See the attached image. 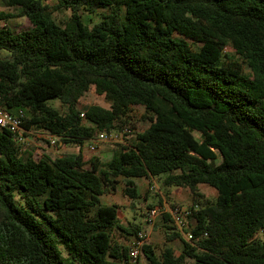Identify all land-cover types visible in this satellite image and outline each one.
<instances>
[{
  "label": "trees",
  "instance_id": "1",
  "mask_svg": "<svg viewBox=\"0 0 264 264\" xmlns=\"http://www.w3.org/2000/svg\"><path fill=\"white\" fill-rule=\"evenodd\" d=\"M1 1L0 107L79 150L39 157L0 127V264H130L119 206L101 197L123 181L136 199L150 176L189 190L198 209L192 241L167 214L181 252L146 244L149 264H264V0ZM84 11L101 20L88 25ZM18 16L31 26L16 31ZM91 90L110 106L81 110ZM137 107L146 129L108 161L84 156Z\"/></svg>",
  "mask_w": 264,
  "mask_h": 264
},
{
  "label": "rangeland",
  "instance_id": "2",
  "mask_svg": "<svg viewBox=\"0 0 264 264\" xmlns=\"http://www.w3.org/2000/svg\"><path fill=\"white\" fill-rule=\"evenodd\" d=\"M0 9H4L2 1L0 0ZM17 14V10H14ZM101 13L99 12L97 14H91L87 11L83 12V20L85 23L88 25L92 26L94 23L98 22L101 20ZM54 19L61 25H64L65 22L70 18L71 16V11L62 9V10H57L53 12ZM9 25L13 27L16 31L28 28L31 26V23L26 17L18 16L10 20ZM245 70L248 72V68L246 67ZM91 104H99L102 105L106 108H108L110 105L104 98V96L97 94L95 91L91 90L90 92L86 93L84 98L82 99L81 103L79 104V108L81 110H84L87 106ZM52 105L57 107L61 112L65 111L66 107H63L59 101H53ZM144 114V108L137 107L133 109V115L134 117H137L139 123V128L142 130L146 129L149 126V123L144 121L142 119V115ZM197 137H200L198 133H195ZM28 138V143L23 145V148H33L35 149V153L37 156H41L43 154H48L52 157H57L65 154H70L74 153L77 151L74 145H61V146H51L48 142L47 134L43 132L39 128H35L32 130V133L26 134ZM132 140V139H130ZM129 140V141H130ZM115 146V145H114ZM113 145L111 144H101V147L99 146V149L95 153H86V158H91V157H99L102 161H108L111 159L112 154H113ZM221 160H218L220 162ZM155 179H140L138 180V193L139 197L136 199H132L131 197L127 196L124 188V182L122 181L119 187V192L115 195L112 194H106L103 198V203L111 205V204H118L121 206V209L125 212H127L128 217L130 221H133L135 224H139L141 226V230L144 231L146 234H148V229L151 227L153 231L151 232L153 235H155V239H153V246L156 248L158 252L161 251L162 248H164L167 244L168 241L166 240V237L164 236L162 228H160V222L162 221L163 218L159 216L153 225H150L146 223L145 221V216L146 212L150 209V205L152 207L156 206H161L159 201L163 202L162 196L163 194L167 196L166 192L169 193L168 189L163 186V181H164V176H155ZM200 190L210 199V200H215L217 198V192L214 188L202 184L200 185ZM176 188L171 187L170 189ZM179 192L182 195V192L184 190H180ZM159 194V195H158ZM179 203L176 201L172 204H169V207H174L177 205L180 206H185L188 205V203L184 202L183 200H179ZM135 207L136 208V215L132 214L130 211V208ZM132 215V216H131ZM135 216V218H134ZM121 217L124 220V215L121 213ZM170 223V222H169ZM264 233V232H263ZM136 236H133V239ZM132 239V240H133ZM131 240V241H132ZM130 241V242H131ZM128 243V245L130 244ZM172 246L175 247L176 249H179L181 246L180 242H173ZM142 257L140 258L139 264H141Z\"/></svg>",
  "mask_w": 264,
  "mask_h": 264
},
{
  "label": "built area",
  "instance_id": "3",
  "mask_svg": "<svg viewBox=\"0 0 264 264\" xmlns=\"http://www.w3.org/2000/svg\"><path fill=\"white\" fill-rule=\"evenodd\" d=\"M144 108V107H141ZM145 112V109H144ZM125 124L117 127V130H109L100 132L96 138L87 142V148L91 152H96L101 143H108L111 145L128 144L130 139H133L139 134L142 129L139 128L137 117L131 115ZM81 117L85 118V112H81ZM24 112L19 110L17 113H11L3 107H0V127L8 129L15 139V141L23 146L28 143L27 130L22 126ZM48 142L51 146H61L60 136L47 134ZM198 209V204H191L190 206H174L168 210L171 217V222L176 231H178L187 241L193 240V234L189 228V218ZM165 212L161 206L152 207L146 212V223L153 225L155 220ZM147 244V234L140 230L136 237L130 242L129 246V262L130 264H139L140 258L143 255V247Z\"/></svg>",
  "mask_w": 264,
  "mask_h": 264
},
{
  "label": "crops",
  "instance_id": "4",
  "mask_svg": "<svg viewBox=\"0 0 264 264\" xmlns=\"http://www.w3.org/2000/svg\"><path fill=\"white\" fill-rule=\"evenodd\" d=\"M32 130L33 129H31V130H27V134H29V133H32ZM43 131V130H42ZM44 132V131H43ZM47 134V133H46ZM101 144H107V143H101ZM101 144L99 145L100 147H101ZM75 148L77 149V151L79 150L76 146H75ZM98 149H99V147H98ZM76 151V152H77ZM98 151V150H97ZM96 151V152H97ZM86 153H91V151L87 148V146H84V148H83V154H84V156L86 157ZM92 153H95V152H92ZM144 178H147V179H149V180H151V179H155L154 177H152V176H150V177H141V178H138V179H136V181H137V183H138V180H140V179H144ZM202 185V184H201ZM119 187H120V185H119ZM119 187H118V191L117 192H115V193H105L104 195H102V197H101V199H102V202H103V198H104V196L106 195V194H112V195H115V194H117L118 192H119ZM201 187V186H200ZM171 188V187H170ZM170 188H167L168 189V191H169V195L168 196H165L164 194H163V196H162V199H163V202L161 201V199H160V201H159V203H160V205H161V207L162 208H164L165 209V212L164 213H162V215H160L162 218H163V220L162 221H159L160 223V228H162L161 230H163V232H164V236L166 237V240L168 241V244L165 246V247H172L174 250H175V252L177 253V254H179L180 252H181V246H182V244H181V246L179 247V249H176L175 247H173L172 246V243L173 242H180L181 243V241L177 238V239H174V240H168L167 239V229L168 228H166V226H170V223H169V221H168V219H169V216H167V214H168V210L170 209V207H169V204H172L173 203V201L175 202H177V203H179L178 201L180 200H183L184 202H186V203H188V205H185V206H190L191 204H196V203H193V201H192V197H191V193H190V191L189 190H187L186 188H182V187H176V188H174V189H170ZM179 189L180 190H184V192H182V195H181V193L179 192ZM127 195V194H126ZM159 195V194H158ZM128 196V195H127ZM105 204V203H104ZM116 205H118V204H116ZM119 206V205H118ZM156 207H158V206H156ZM130 211L132 212V214L134 215H136V208L135 207H132V208H130ZM121 213H123V215H124V220L122 219V217H121ZM132 216V215H131ZM119 218H120V223H121V225L123 226V228L124 229H118L117 230V232H116V234H117V236H118V238H119V240L121 241V242H123L124 244H126V245H128V243L133 239V235H130L129 233H127V230L133 225V224H135L133 221H130V219H129V217H128V214H127V212H125V210L123 211L122 209H121V206H119ZM134 218H135V216H134ZM153 231V229L150 227L149 229H148V234H147V244H151L152 246H153V239H155V235H153L151 232ZM154 247V246H153ZM164 247V248H165ZM155 248V247H154ZM164 248H162L161 249V251L164 249ZM156 249V248H155ZM157 251V250H156ZM160 251V252H161ZM158 252V251H157ZM160 252H158V254H160ZM143 257H142V260H141V264H149V262H148V260H147V258H146V256L145 255H142Z\"/></svg>",
  "mask_w": 264,
  "mask_h": 264
}]
</instances>
